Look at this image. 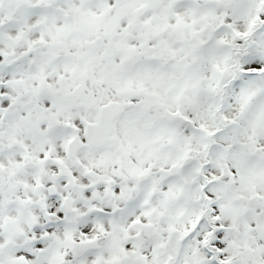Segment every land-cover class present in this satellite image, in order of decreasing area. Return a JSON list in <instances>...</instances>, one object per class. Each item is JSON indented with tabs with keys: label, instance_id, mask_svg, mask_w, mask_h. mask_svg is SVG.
I'll use <instances>...</instances> for the list:
<instances>
[{
	"label": "snow or ice",
	"instance_id": "1",
	"mask_svg": "<svg viewBox=\"0 0 264 264\" xmlns=\"http://www.w3.org/2000/svg\"><path fill=\"white\" fill-rule=\"evenodd\" d=\"M0 264H264V0H0Z\"/></svg>",
	"mask_w": 264,
	"mask_h": 264
}]
</instances>
